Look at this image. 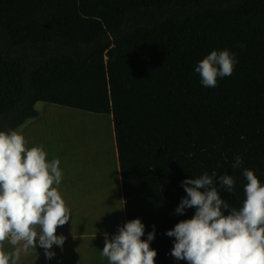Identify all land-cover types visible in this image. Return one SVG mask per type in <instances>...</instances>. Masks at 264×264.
<instances>
[{"label":"trees","instance_id":"16d2710c","mask_svg":"<svg viewBox=\"0 0 264 264\" xmlns=\"http://www.w3.org/2000/svg\"><path fill=\"white\" fill-rule=\"evenodd\" d=\"M224 49L234 71L203 87L196 65ZM37 102L111 116L126 222L155 226V264H187L166 235L195 212H175L181 182L230 175L236 209L245 168L264 184V0H0V131Z\"/></svg>","mask_w":264,"mask_h":264},{"label":"clouds","instance_id":"9594fccd","mask_svg":"<svg viewBox=\"0 0 264 264\" xmlns=\"http://www.w3.org/2000/svg\"><path fill=\"white\" fill-rule=\"evenodd\" d=\"M237 62L236 54L228 49L212 50L198 62L195 73L203 87L215 88L218 78L230 76ZM46 157L43 146L26 147L19 130L0 131V264H17L21 253L36 249L37 244L48 260L55 256L54 245L63 247L65 237L56 233L69 221L71 212L58 191L61 162ZM242 163L243 157L237 155L233 169ZM243 176L245 199L239 209L221 198V189L235 194V178L230 175L204 172L181 182L187 195L175 212L183 215L190 208L195 212L166 232L175 238L170 254L177 261L264 264V184L252 169L245 168ZM144 229L136 218L120 226L111 238L105 232L102 257L108 264H155L157 252L150 247L155 226L146 240L141 239ZM5 241L12 251L3 250Z\"/></svg>","mask_w":264,"mask_h":264},{"label":"crops","instance_id":"0c3cea01","mask_svg":"<svg viewBox=\"0 0 264 264\" xmlns=\"http://www.w3.org/2000/svg\"><path fill=\"white\" fill-rule=\"evenodd\" d=\"M35 108L39 115L27 120L16 130L25 137L26 147L43 146L47 160L59 158L62 181L58 191L70 209L71 216L65 225L57 229L56 234L63 235L65 242L62 249L53 246L52 251L55 252V256L51 260L45 258L44 249L37 244L36 249H29L26 254L22 252L17 264H91L90 241L93 246L94 264H108L107 258L101 255L104 233L107 232L111 238L119 229L110 228L111 196L117 197L118 200L120 212L118 226L126 223L112 121L110 122L113 141L111 163L113 162L114 174L112 170L106 175L102 153L98 152L95 141L94 146L91 145L88 149L80 148L83 154H80L81 159L75 167L67 142L69 128L64 124L67 116H72L71 114L74 113L72 108L41 102L36 103ZM102 144L103 148L104 141ZM91 226L96 229L91 231ZM2 248L5 252L12 251L8 241L4 242Z\"/></svg>","mask_w":264,"mask_h":264},{"label":"rangeland","instance_id":"374dc122","mask_svg":"<svg viewBox=\"0 0 264 264\" xmlns=\"http://www.w3.org/2000/svg\"><path fill=\"white\" fill-rule=\"evenodd\" d=\"M38 103V102H37ZM43 103V102H41ZM58 107H61L60 105H55ZM64 107V106H62ZM73 112L71 115L73 116H67V118L64 121V124L68 126V136H67V142L69 145V151L72 156V159L74 160L73 155V143L71 141V138L73 137V131L72 128L76 127L80 131H78V134H74L75 138L78 135L80 148L88 149L91 145H93V142L95 141L97 144H102L105 138H108L109 142L113 144L112 141V130L110 127L111 117L108 114H99V113H90L81 111L78 109H73ZM72 117V119H71ZM82 117L85 119L83 122L79 123L77 118ZM63 121V118H61ZM109 135V136H108ZM103 145V144H102ZM94 146V145H93ZM113 146V145H112ZM68 151V152H69ZM94 229H96L94 227ZM99 229V227H98Z\"/></svg>","mask_w":264,"mask_h":264},{"label":"bare ground","instance_id":"6f19581e","mask_svg":"<svg viewBox=\"0 0 264 264\" xmlns=\"http://www.w3.org/2000/svg\"><path fill=\"white\" fill-rule=\"evenodd\" d=\"M111 117V116H110ZM78 122L81 123L83 122L85 119H83L82 117H78L77 118ZM112 121V120H111ZM73 131V137L71 138V141L73 143V155H74V165L75 167H77L78 165V161L79 159H81V155L82 153V149L80 150V143H79V139H78V135L74 136V134H78V131H80L78 128H72ZM109 136V135H108ZM97 150L99 153L101 154L103 163H104V171L106 173V175H108L112 170H113V162L111 163L112 160V152H113V148H112V144L109 142L108 138H105L104 140V146L102 148L101 144H97ZM81 154V155H80ZM106 165V166H105ZM78 174V171L77 173ZM113 174H114V170H113ZM112 207L110 210V215L109 218L112 221V224L110 225V228L112 229H118L119 228V219H120V212H119V208H118V200L117 197H112ZM94 229V227L91 226L90 230L92 231ZM90 248H91V253H90V258H91V264H94V254H93V246H92V242L90 241Z\"/></svg>","mask_w":264,"mask_h":264}]
</instances>
